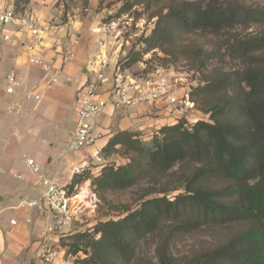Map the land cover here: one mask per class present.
<instances>
[{"label":"trees","instance_id":"trees-1","mask_svg":"<svg viewBox=\"0 0 264 264\" xmlns=\"http://www.w3.org/2000/svg\"><path fill=\"white\" fill-rule=\"evenodd\" d=\"M253 23L255 32L236 31ZM184 33L215 40L203 61L226 57L234 64L215 66L189 91L194 105L202 103L195 94H203L205 118L178 117L149 141L140 132L118 131L100 151L108 161L99 172L83 169L65 185L72 191L90 179L103 197L124 191L137 201L119 218L61 235L66 258L83 254L72 264H264V7L175 2L159 14L146 48L128 52L117 69H129L152 49L171 55ZM194 236L203 243L176 250Z\"/></svg>","mask_w":264,"mask_h":264},{"label":"crops","instance_id":"crops-1","mask_svg":"<svg viewBox=\"0 0 264 264\" xmlns=\"http://www.w3.org/2000/svg\"><path fill=\"white\" fill-rule=\"evenodd\" d=\"M7 2L0 4L5 5ZM62 29L60 27L43 36L41 43L44 52L41 53L37 50L35 37L30 36L23 28L15 25L0 27V33L9 34L8 40L0 38L1 100L3 97L8 100L2 82L4 74L15 73L26 86H35L46 75L38 66L28 62L29 56L44 58L51 66L56 67L58 76L57 84L46 90L35 109L32 105H25L20 115L10 112L11 126L16 129L13 134L18 146L20 145L18 148L24 145L26 151L21 155L17 152L0 155V264H28L40 248L39 230L49 218L33 208L18 204L22 197L35 198L44 192L41 177L56 178L62 185H67L75 175L71 163L81 165L91 175H96L108 161L100 151L111 135L121 130H130L140 132L142 139L149 141L155 130L172 124L180 117L167 100L140 102L131 107L107 106L96 117L102 137L82 149L67 151L66 141L75 123L74 109L78 91L93 75L89 62L112 55L108 57L111 64L105 73L107 80L97 83L98 95L104 96L114 80L117 59L114 53L117 48L111 44L99 47L98 37L101 34L77 32L76 37L70 39L65 36L66 33L68 36L71 34L69 28ZM19 30H23L28 36L20 34ZM18 35L20 38L24 37L25 41H20ZM64 37L66 40L62 43ZM64 47L72 48L75 57L58 69L60 52ZM124 71H120L122 76H125ZM192 112L187 115L189 120L196 119V114ZM3 140L0 133V142ZM27 158L34 159L39 166L38 171L27 166ZM87 185L89 186L88 180L79 183V195ZM27 213L31 214V223H26L23 219ZM12 218L16 219V223H10ZM63 255L62 251L53 264H70L68 259H63Z\"/></svg>","mask_w":264,"mask_h":264},{"label":"rangeland","instance_id":"rangeland-1","mask_svg":"<svg viewBox=\"0 0 264 264\" xmlns=\"http://www.w3.org/2000/svg\"><path fill=\"white\" fill-rule=\"evenodd\" d=\"M178 1L182 0H18L17 8L19 11L17 12L36 14L45 20H51L57 25V30L60 27L63 29L69 28L71 34L68 36V33H66L65 36L70 39H74L77 32L101 34L98 37V42L111 43L112 46H116L117 49L114 55L117 57L116 62L120 63L123 56L128 52L134 54V52L146 48L145 39L151 33L159 14L166 12L171 4ZM238 1L252 7L257 5L264 7V0ZM0 2H7V0H0ZM112 22L117 25V33L97 30L102 25H109ZM258 27L254 23L249 27L240 24L236 27V31L243 35L257 31ZM20 34L28 36L23 30L20 31ZM19 40L25 41L24 37L20 38V36ZM65 40L64 37L62 43ZM214 45L215 40L210 36L199 33H184L171 45V55H165L157 48L149 50L141 55L138 62L126 69L123 75L128 76L131 79L130 82L135 80L138 83L150 78L162 77L171 83V88L175 93H178L180 88L181 92H186L187 89L194 88L197 84H203V80L210 77L209 74L215 66L230 67L234 64L226 57L223 58V63L219 62L218 59L203 61L207 52L215 48ZM215 54H217V51H215ZM202 95L195 94L194 96L202 99V103L198 100L194 105L192 113L196 114V119L205 118L206 116L202 111V109L207 108V106H204L206 104ZM7 97L8 100L6 97L0 99V133L4 137V140L0 142V155L14 152L21 155L26 150L24 145L18 148L20 145L18 146V142L14 137L13 133L16 129L11 126L12 118L9 111L11 97ZM194 121L195 119L188 122L193 123ZM86 180L89 181V186L87 185L80 195L81 191H78L77 198L85 204L83 213H86L89 218L84 225H77L78 228L73 230H82L89 227L96 220L119 218L127 207L133 208L136 206L137 201L131 193L117 191L105 193L103 197V194L99 195L94 191L91 180ZM133 193L135 192L133 191ZM77 198L74 199V202ZM90 219L91 221H89ZM198 237L194 236L185 242L177 243L176 250L184 251L189 244L203 243L204 240L198 239ZM78 256V259H80L83 254L80 253ZM62 257L68 259L70 264L74 260H78L75 259L76 256L66 258L63 255Z\"/></svg>","mask_w":264,"mask_h":264},{"label":"built area","instance_id":"built-area-1","mask_svg":"<svg viewBox=\"0 0 264 264\" xmlns=\"http://www.w3.org/2000/svg\"><path fill=\"white\" fill-rule=\"evenodd\" d=\"M9 25L21 27L30 36L35 37L37 50L41 53L44 52L41 43L43 36L57 30V25L51 20H45L36 14L16 12L12 2H7L5 5L0 4V27ZM100 30L101 32H118L115 22L102 25ZM0 38L8 40L9 34L0 33ZM105 45L104 42H98L99 47ZM60 53L58 69L75 57V52L70 47H64ZM123 53L125 54V52ZM28 62L38 66L46 74L35 86L24 85L21 78L13 72L4 74L2 78L4 93L11 97L9 111L15 115H20L25 105H32V108L35 109L42 101L46 90L58 82L56 67L51 66L44 58L32 55L29 56ZM110 64L107 56L89 62V68L93 75L78 91L74 109L75 123L69 131L66 143L67 151L82 149L102 137L103 134L98 127L96 117L107 106L131 107L140 102L154 103L167 100L180 117H187L190 111H194V102L189 96L190 88L186 92L175 93L171 88V83L162 77L150 78L139 83L135 80L130 82L131 79L128 76H122L120 70L117 69V62L114 65V80L109 86L107 94L98 95L97 83L107 80L105 73ZM26 164L33 171L39 170V166L33 158H27ZM71 168L74 174H79L83 170V166L73 163H71ZM41 183L45 190L40 196L22 197L18 204L21 207L33 208L49 218L39 230L40 248L28 264H53L62 251L58 244L59 237L78 228L77 225H84L89 218L86 213H83L85 204L77 198L78 187L69 191L56 178L41 177ZM75 198L77 199L74 202ZM23 219L26 223H31V214H25ZM10 223H16V219H10Z\"/></svg>","mask_w":264,"mask_h":264},{"label":"water","instance_id":"water-1","mask_svg":"<svg viewBox=\"0 0 264 264\" xmlns=\"http://www.w3.org/2000/svg\"><path fill=\"white\" fill-rule=\"evenodd\" d=\"M84 71H86V68H84ZM192 88H190V90H191Z\"/></svg>","mask_w":264,"mask_h":264}]
</instances>
